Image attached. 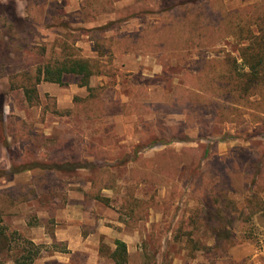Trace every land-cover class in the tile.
I'll use <instances>...</instances> for the list:
<instances>
[{"label":"rangeland","instance_id":"1","mask_svg":"<svg viewBox=\"0 0 264 264\" xmlns=\"http://www.w3.org/2000/svg\"><path fill=\"white\" fill-rule=\"evenodd\" d=\"M37 1L0 0V6L8 11L13 8L17 16L23 17L25 9ZM61 1L63 5L69 2ZM82 1L79 0V5ZM111 1L116 3L112 5L115 11L131 1H136L132 5H136L137 10L142 4L161 11L184 0ZM222 1L228 11L248 3L243 0ZM62 3L58 2L60 10L57 13L66 28L37 27L40 39H32L44 47L43 56L29 50L22 55L11 54V49L0 39V60L6 63L7 73L41 64L51 45L55 41L60 44V35L67 30L80 34L81 41L76 45L81 49L82 56L93 57L92 43L85 31L88 28L100 24L105 28L102 36L111 37L125 30L159 22L156 17L145 13H137L135 17L138 19L119 22L115 19L117 14L106 6V12L98 15L100 19L81 23L80 17H68L75 11L69 10L72 7L64 9ZM220 45L238 56L231 39L223 40ZM214 55L215 52L208 53L210 57ZM143 57L164 64L157 77L147 79V83H157L164 90H151V95H147L146 90L141 96L143 100L138 102L136 99L140 96H136V89L122 86L121 90L129 95V99L121 109L112 103L109 112H137L133 124L135 133L131 139H126L127 143H119L112 152L90 149L94 158L84 159L88 150H81L78 144L81 127L59 124L45 134L43 129H34V124L44 122L45 117L41 115L20 122L10 115L7 122L4 120L0 124V190L9 187L17 189L23 184V189L20 187L19 190L28 187L34 195H28L26 201L0 213V232L3 234L0 237V264H13L22 244L17 234L40 245V256L35 261L45 258L43 264H114L110 254L115 248L116 237H133L134 234L140 237V241L136 251L127 254V264H264V220L248 215L245 201L246 195L253 193L255 188L264 197V123L252 122L248 117L237 123L212 122L207 118L194 119L166 112L164 106L172 86L179 82L181 67L172 60L162 61L148 55ZM114 69L128 80L129 74L124 75ZM6 80L7 77L0 79V112L3 109L10 112L28 108H32V112L38 110L39 107L23 104L19 91L8 92ZM107 96L110 98V94ZM113 96L111 94V98ZM46 102L50 112L54 102L49 99ZM96 109L99 110V107ZM151 113L156 114L151 119L142 116ZM137 126L141 131L137 130ZM4 147H7V152ZM160 152H166L174 175L161 183L145 180L142 178L143 168L146 170L153 165L155 155ZM100 158L106 159V163H95L94 159ZM36 167L46 169L37 171ZM254 173L256 176L251 175ZM127 188L134 189L133 194L138 198H153L161 209H147L143 219L137 221L129 219L119 208ZM221 193L226 195V200L221 198ZM197 204L201 206L205 221L198 224L196 236H192L195 251L190 257L189 247H185L186 237L178 240L174 239V234L179 223L186 221L190 208ZM217 211L221 212L219 217ZM66 225L65 235L72 240L77 237L91 238V243L85 248L87 252L97 254V261L76 260L65 242L56 241L57 227ZM74 246L84 247L79 244ZM55 255L57 257L54 258Z\"/></svg>","mask_w":264,"mask_h":264},{"label":"trees","instance_id":"2","mask_svg":"<svg viewBox=\"0 0 264 264\" xmlns=\"http://www.w3.org/2000/svg\"><path fill=\"white\" fill-rule=\"evenodd\" d=\"M243 1L248 3L233 11L225 9L222 0H184L161 11L142 4L138 10L136 5H129L115 11L111 0H83L79 9L68 17H80L81 23L94 21L98 15L106 12L108 6L109 11L117 14L119 22L133 18L137 13L156 17L159 22L111 37L102 36L104 26L88 28L85 31L88 41L92 43L93 57L82 56L81 49L76 45L81 41L80 34L67 30V33L60 35V44L57 45L55 41L51 45L41 64L7 73L6 63L0 60V79L7 77L9 90H20L28 107H41L37 90L40 83L63 85L64 76H75L79 78V86L86 87L88 96L85 99L75 96L71 110H55V104L49 109L60 115L100 112L102 87H90L89 79L120 75L112 65L117 54L148 55L162 61H175L181 67L179 82L172 86L164 106L166 112L184 114L194 119L207 118L212 122L237 123L248 117L252 122L264 123V0ZM9 10L0 6V39L11 49V54L22 55L29 50L43 56L42 44L32 40L39 38L37 27L65 26L57 13L60 5L55 0H38L25 9L23 17L17 16L13 8ZM225 39L233 41L238 56L221 48L220 44ZM213 52L216 55L208 56ZM46 99L53 101L48 96ZM47 109L48 105H45L41 107V112ZM2 117L1 111L0 124ZM155 157L156 161L146 169L148 171L141 166L144 169L142 178L161 183L174 175V169L168 164L166 152H160ZM36 169L42 171L46 168ZM22 185L17 189L9 187L0 190V213L26 201L28 195L34 196L31 188L19 190ZM255 189L245 197L246 209L248 215L264 220V197L259 195L258 188ZM132 190L126 189L119 207L120 212L129 219L137 221L143 219L147 209H161L153 198H138ZM96 198L104 201L99 196ZM221 198L226 200V195L223 193ZM220 214L217 211L218 217ZM203 215L199 204L190 208L186 221L179 223L174 234V239L186 237L185 247H189L190 257L195 251L191 239L196 236L198 224L205 221ZM16 236L22 244L13 264H33L40 256V245L19 234ZM114 245L110 254L114 264H127L125 243L115 240Z\"/></svg>","mask_w":264,"mask_h":264},{"label":"crops","instance_id":"3","mask_svg":"<svg viewBox=\"0 0 264 264\" xmlns=\"http://www.w3.org/2000/svg\"><path fill=\"white\" fill-rule=\"evenodd\" d=\"M58 2L62 3L61 0H59ZM135 2L131 1L130 3L123 4L120 7L125 8L126 6L136 4ZM72 3H75V5L72 6ZM113 4L114 6L116 5L115 2ZM63 6L64 9H66V7H72L71 9H69L70 11H77L79 9V0H69V2L64 4ZM115 9L117 8L115 7ZM100 18L101 17L98 16L96 19ZM135 19H138V17L134 16L131 20ZM109 20L113 21V18H110ZM92 27H100V24ZM137 30L138 29L132 28L125 31L134 32ZM113 66L120 72L124 73V75L129 74L128 80L125 78L126 76L123 75H116L114 77L96 76L89 79L90 87H102V91L100 93V100L103 103L102 112H72L70 115H60V113L52 112L51 110L50 112H48V109L46 110V112H39L41 110V107H45V105H47L46 96L53 100L55 104V110L59 111L68 109L71 110L73 108V98L75 96L82 99H85L88 96L86 87L79 86L78 77L66 75L63 78V85L48 82H42L38 85L37 90L41 103V107H39L37 110L38 112L36 110L32 112V108L21 109L19 110V112H10V110L6 111L5 109H3L2 122L4 120L5 122H7V119L10 115L15 116V120L19 122L21 120L27 119L32 120L33 116L36 118L41 115L45 117L44 122H38L37 124H34V129H36V131H41L43 129L42 133L45 132V134L46 131L49 132L53 128L56 129L59 124H64L67 127H81L82 132H80L79 134L80 140L78 144L81 150H88V154L84 155V159L89 160L94 158V154H90V149H93L95 152H100L102 150L108 152L114 151V149L118 148L119 143H127L126 139H131L132 135L134 136L135 129L133 128V124L136 121L137 112H109L110 105L113 103V105H118L119 109H121L122 106L127 103L129 95L123 93V90H121L122 86L127 87V89H136L138 93H136V96H140L136 99L138 102H140V100H143V97L141 96L146 93V90L147 95H151V90L154 89L161 88L162 90H164V87H161L157 83H147V79L151 77H157L159 73L162 72L165 66L163 63H159L156 60H151V58L149 57H143L138 54L115 55ZM5 83L7 85V91L13 92L9 90L8 80H6ZM15 91L20 92L23 101L22 103L25 104L22 92L20 90ZM107 93L110 94V98L107 96ZM111 94H114L112 98ZM110 99H113V102H111ZM155 115L156 114L152 113L144 115L142 114L143 118L145 119H151L155 117ZM6 126H8V124H6ZM137 130L141 131V128L137 126ZM130 132H132L131 135L129 134ZM47 134L49 135V133ZM159 142L165 144L163 143V140H160ZM11 143L14 145L13 141ZM8 145L10 144L8 143ZM4 150L7 152V147H4ZM106 155L107 154H105L104 156ZM94 161L95 163H106V159L102 160V158H100V160L94 159ZM81 170L86 171L87 168H82ZM14 175L15 173H13V176ZM66 229H68V225L63 228L57 227L55 231V239L58 242H65L68 245L67 248L72 251L71 254L75 255L76 260L82 259L83 261L87 260L95 262L99 259L96 253L94 254V252H87L85 248L88 243H91V238L77 237L72 240L70 237L65 235L67 233ZM116 240H120L125 243L127 254H130L131 252L136 251L135 248L140 241V237L136 236V234H134L133 237L120 235L116 237ZM74 244H79L84 247L83 249L82 247H75ZM76 250L79 252H75ZM53 257L55 258L57 257V255ZM44 259L45 258L37 260L33 264H43V261H45Z\"/></svg>","mask_w":264,"mask_h":264}]
</instances>
